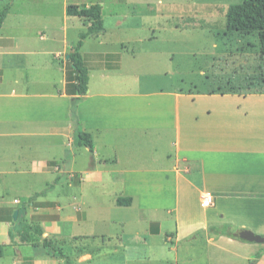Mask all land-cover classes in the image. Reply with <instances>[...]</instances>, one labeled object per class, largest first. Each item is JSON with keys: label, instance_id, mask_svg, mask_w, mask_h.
Segmentation results:
<instances>
[{"label": "crops", "instance_id": "1", "mask_svg": "<svg viewBox=\"0 0 264 264\" xmlns=\"http://www.w3.org/2000/svg\"><path fill=\"white\" fill-rule=\"evenodd\" d=\"M67 5L64 0L65 15ZM100 5L104 30L80 49L89 80L76 106L78 124L70 114L67 56L79 39L69 41L68 27L61 36L60 29L38 31L41 44L47 43L42 47L21 40L18 27L0 37V150L12 156L0 159V177L33 173L57 194L19 208L0 202V259L10 249L0 264H69L55 252L31 255L53 242L87 244L77 248V264L120 249L149 251L161 234L165 244L179 241L182 222H196L192 203L203 212L198 225L206 233L227 223L229 230L237 228L232 238L208 235L219 248L243 230L264 237V88L221 95L176 91L168 65L156 71L153 64L160 51L164 60L173 53L155 44L156 29L144 32L115 6L106 23V3ZM136 26L140 32L132 39L127 35ZM77 131L91 136L93 151L74 147ZM205 195L214 203L201 209ZM118 198L132 203L119 206ZM131 210L128 218L114 214ZM173 219L175 234L165 229ZM18 223L26 232L10 228ZM247 244H241L246 253L230 255L231 264H264V249Z\"/></svg>", "mask_w": 264, "mask_h": 264}, {"label": "rangeland", "instance_id": "2", "mask_svg": "<svg viewBox=\"0 0 264 264\" xmlns=\"http://www.w3.org/2000/svg\"><path fill=\"white\" fill-rule=\"evenodd\" d=\"M67 1L70 5L80 6L104 2L106 23L108 8L112 9L115 6L120 13L133 15L128 23L141 25L144 32L148 28L156 29L155 44L164 46L166 48L163 50L168 49L169 52L172 50L173 53L167 55L164 60L159 50L158 55L154 57L157 62L153 64L159 67L155 68L156 71L161 70L162 63L168 65L169 71L173 72V78L169 80L173 83L169 85H173L176 91L186 93L190 91L192 94L214 92L221 95L250 94L264 88V53L257 33L228 32L225 28V14L228 7L240 4L242 0H118L119 5H115V0ZM5 5H9L10 9L0 29V37L7 36L6 32L11 33L13 28L18 27L21 40H28V45L42 47L44 44L39 41L38 31H44V28L60 29L58 33L61 36L65 27H68L69 41L79 39L80 34L87 29L84 31L81 25L82 19L77 17H68L69 21L67 25L65 24L64 0H0V9ZM137 28L140 27L136 26V29L127 36L136 39V32H140ZM45 33L49 35L48 32ZM114 36L122 37L119 34H113ZM49 45L53 50L62 49V44L59 43H49ZM60 57L64 58V55ZM141 57L142 64L147 66L146 56ZM225 106L231 107L232 103ZM74 147H78L76 141ZM11 157L6 150H0V159H3V162L10 161ZM62 169L66 172L64 167ZM45 183L43 178L33 173L1 176L0 202L19 208L20 205L14 203L15 199L21 201V206L45 196L49 200H55L56 191L46 188ZM36 192L40 193L35 194ZM58 192H62V189H58ZM84 199L87 201L86 197ZM192 207L196 214V222L193 220L192 223L182 222L179 241L174 240L165 244L164 234H161L156 239V246L150 247L149 251L138 249L133 252L127 250L128 253H124L120 249L116 255L83 264H120L125 260L120 258L124 254H129L127 264H231L232 253H246L241 248V244H253L251 246L264 249V243L247 242L235 237L233 238L236 241L232 243H220L221 248L218 247V243L208 242V235L213 234L206 233L204 228L198 225L202 217L200 214L203 212L195 203H192ZM200 207L204 209L201 205ZM114 214L120 218H128L134 214V211H115ZM12 219L14 220V215ZM10 228L15 232L25 231V226L21 227L20 223L11 224ZM165 229L175 234L176 221L173 219ZM220 229L232 233V236L237 232V228L229 230L228 223L220 225ZM86 245L85 243L78 245L75 242L56 245L53 242L52 248L39 247L37 250L41 251L37 253L32 251L31 255L55 252L68 257L69 264H77L79 256L77 248ZM5 251L0 261H7L10 249L5 248ZM148 253H151V256H147Z\"/></svg>", "mask_w": 264, "mask_h": 264}, {"label": "trees", "instance_id": "3", "mask_svg": "<svg viewBox=\"0 0 264 264\" xmlns=\"http://www.w3.org/2000/svg\"><path fill=\"white\" fill-rule=\"evenodd\" d=\"M10 6L5 5L0 9V28L2 27ZM66 15L68 17H77L82 19L86 32L80 34L79 41L68 53L67 63L69 73L67 77L68 91L71 95V117L75 124H78L76 118V106L88 89L89 69L84 62L80 49L82 42L89 36H98L104 30L102 20V6L100 4L85 5H67ZM225 28L228 32H239L244 34L257 33L264 53V0H242L240 4L228 7L225 14ZM76 144L80 147H86L93 151L92 138L89 134L77 131L75 136ZM119 206H128L132 203V198H118L116 201ZM208 232L216 236L232 237L229 232H224L220 227H211ZM45 247H51L44 244ZM3 247L0 246V258L3 256ZM264 255V250L262 253ZM253 264V262H251ZM250 263V264H251Z\"/></svg>", "mask_w": 264, "mask_h": 264}, {"label": "water", "instance_id": "4", "mask_svg": "<svg viewBox=\"0 0 264 264\" xmlns=\"http://www.w3.org/2000/svg\"><path fill=\"white\" fill-rule=\"evenodd\" d=\"M18 213H14V219L17 218ZM237 237L243 241L252 242V243H264V238L258 235L253 234L248 230H243L237 234Z\"/></svg>", "mask_w": 264, "mask_h": 264}, {"label": "built area", "instance_id": "5", "mask_svg": "<svg viewBox=\"0 0 264 264\" xmlns=\"http://www.w3.org/2000/svg\"><path fill=\"white\" fill-rule=\"evenodd\" d=\"M58 57H60V56H58ZM14 203L15 204H20V201L19 200H14ZM213 203H214V199H213L212 196L205 195V196L202 197L201 206L203 208L211 207L213 205Z\"/></svg>", "mask_w": 264, "mask_h": 264}]
</instances>
